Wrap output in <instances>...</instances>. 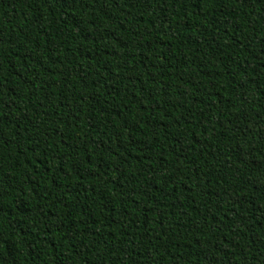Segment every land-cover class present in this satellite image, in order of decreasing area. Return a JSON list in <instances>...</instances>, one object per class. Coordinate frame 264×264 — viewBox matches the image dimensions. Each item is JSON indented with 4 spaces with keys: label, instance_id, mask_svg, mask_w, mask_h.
Here are the masks:
<instances>
[{
    "label": "trees",
    "instance_id": "obj_1",
    "mask_svg": "<svg viewBox=\"0 0 264 264\" xmlns=\"http://www.w3.org/2000/svg\"><path fill=\"white\" fill-rule=\"evenodd\" d=\"M0 264H264V0H0Z\"/></svg>",
    "mask_w": 264,
    "mask_h": 264
}]
</instances>
